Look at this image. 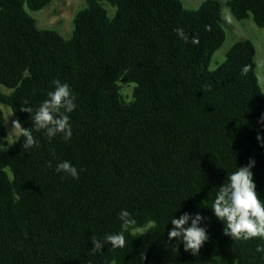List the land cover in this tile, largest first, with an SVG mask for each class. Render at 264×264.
<instances>
[{
	"label": "trees",
	"instance_id": "obj_1",
	"mask_svg": "<svg viewBox=\"0 0 264 264\" xmlns=\"http://www.w3.org/2000/svg\"><path fill=\"white\" fill-rule=\"evenodd\" d=\"M48 1L0 0V83L12 89L0 91V102L32 128L20 111L24 101L35 110L52 81L67 83L77 105L68 113L73 135L49 142L34 131L40 147L25 150L20 137L0 149V264H264L256 251L264 240L224 235L211 210L219 187L250 158L264 200V147L256 140L257 131L264 136L257 123L264 93L254 45L234 42L209 68L225 38L220 2L186 9L181 0H87L64 39L37 28L25 9ZM102 1L115 7L112 16ZM228 6L236 19L251 16L264 28V0ZM177 28L199 42L180 39ZM118 80L135 83L130 101L121 100ZM63 160L77 168L78 180L55 171ZM122 209L135 220L123 233L126 246L105 243L93 254L89 237L120 233ZM185 213L209 218L200 224L209 239L197 254L168 241L171 218Z\"/></svg>",
	"mask_w": 264,
	"mask_h": 264
},
{
	"label": "clouds",
	"instance_id": "obj_2",
	"mask_svg": "<svg viewBox=\"0 0 264 264\" xmlns=\"http://www.w3.org/2000/svg\"><path fill=\"white\" fill-rule=\"evenodd\" d=\"M178 37L185 42L191 40L196 44L199 42L198 37H189L183 28L175 29ZM248 66L242 68V75H246ZM55 86L53 91L47 93V99L43 100L40 106L33 110L32 107H24L28 105L25 100L20 107V111L29 114L33 127L25 128L18 120L12 121L11 134L19 139L24 138L23 149L27 150L32 147H40L39 141L33 136V132L43 131L44 136L51 140L58 134L62 135L65 141L71 139L73 135L70 124L71 113L77 107L72 90L67 83H61L59 80L52 81ZM63 110V111H62ZM258 124L264 126V114L261 115ZM256 140L261 147H264V136L257 131ZM3 146V144H0ZM52 155L55 156V149H52ZM51 167V161H49ZM255 166L254 159L250 158L247 166L239 167L235 172L228 176L227 183H223L216 193L211 210L217 220L221 221L225 227L223 233L231 237L233 240L247 241L253 238L264 240V200H262L257 191L256 184L253 179L251 169ZM56 172H64L74 179H79L80 175L75 166L68 160L57 163ZM84 169H80V172ZM122 221V231L117 234L107 235L103 241L98 240L93 234L91 239L93 247L91 251L95 254L101 251L105 243H110L113 248H123L126 246L124 231L135 224V220L131 217V213L122 209L118 214ZM191 220V226L186 227L188 221ZM209 218L204 217L200 213H196L194 218L188 213L181 215L179 218L172 217L170 222L171 230L168 232V241L176 240V248L182 242L185 251H191L197 254L202 245L209 239L206 227H200L201 222H208ZM257 252L264 253V247H257ZM145 259V257H143ZM115 264V262H113Z\"/></svg>",
	"mask_w": 264,
	"mask_h": 264
},
{
	"label": "rangeland",
	"instance_id": "obj_3",
	"mask_svg": "<svg viewBox=\"0 0 264 264\" xmlns=\"http://www.w3.org/2000/svg\"><path fill=\"white\" fill-rule=\"evenodd\" d=\"M203 0H181L182 5L186 9L196 8ZM221 6V18L224 22L225 38L221 46L216 49L210 58L209 68H215L221 63L229 47L238 40L247 39L252 42L255 48V74L260 89L264 93V28L258 27L251 16L244 19H236L228 6L229 0H218ZM102 6L106 10L108 16L114 14L115 7L107 1H102ZM87 0H49L38 9H30L25 6L26 11L34 18L35 24L39 29H50L57 32L64 39H69L74 31V18L77 12L87 6ZM120 98L123 102L132 99V91L135 86L134 82L117 81ZM0 91L8 94L12 91L0 83ZM0 110L4 119L6 135H0V149L7 148L17 140V136L11 134L12 121L18 120L11 108L0 102ZM149 222L143 226L133 227V233L142 232L151 226Z\"/></svg>",
	"mask_w": 264,
	"mask_h": 264
}]
</instances>
